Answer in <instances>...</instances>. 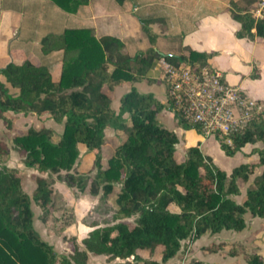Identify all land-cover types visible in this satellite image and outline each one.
<instances>
[{"label": "trees", "instance_id": "obj_1", "mask_svg": "<svg viewBox=\"0 0 264 264\" xmlns=\"http://www.w3.org/2000/svg\"><path fill=\"white\" fill-rule=\"evenodd\" d=\"M54 1L72 11L88 0ZM228 1L233 17L240 22L236 35L264 40V16L255 18L250 11L255 0ZM139 19L151 45L133 56L118 36H95L89 26H68L40 39L43 51L62 50L57 80L46 63L30 58L21 63L10 60L0 67L6 81L17 89L12 92L0 80V118L8 129L14 127L8 111L48 113L63 123L61 133L47 126L14 131L13 146L23 162L42 172L56 173L89 195L101 191L102 204L93 209L111 211L102 224L94 219L87 223L91 228L82 239L84 248L73 242L69 255L58 256L33 225L31 198L23 189L22 172L6 164L9 150L0 139V264H85L89 252L132 258L141 264H161L178 251L185 238L222 229L241 231L247 225V211L252 216H264V170L255 173L264 165V145L254 146L255 159L241 162L227 173L198 144L177 153L176 133L157 118L165 103L152 93L132 85L120 97L119 110L112 108L114 86L154 79L151 68L159 56L174 63L202 64L212 54L194 49L181 54L160 53L153 45L155 33L148 20ZM168 107L171 109V105ZM177 118L179 124L193 127ZM106 127L116 132L107 134ZM112 138L117 141L105 156L104 145ZM263 138L264 117L256 116L233 134L232 147L221 139L219 142L227 155H233L246 143ZM80 145L94 155L90 170L74 169ZM34 179L32 198L41 206L40 218L52 220L56 230L62 232L74 220L72 206H67L54 189L51 178L34 175ZM240 182L246 186L242 199L237 201L234 195L241 193ZM58 209L69 211V218L64 220L62 213L56 214ZM65 239L74 240L71 236ZM226 246L231 255L243 252L247 264L264 263L263 252L242 251L234 241L223 240L206 248ZM145 250L149 254L159 252L160 260L143 257L141 251ZM189 264L204 263L194 259Z\"/></svg>", "mask_w": 264, "mask_h": 264}, {"label": "crops", "instance_id": "obj_2", "mask_svg": "<svg viewBox=\"0 0 264 264\" xmlns=\"http://www.w3.org/2000/svg\"><path fill=\"white\" fill-rule=\"evenodd\" d=\"M84 5L85 10L81 8ZM229 7L228 0H88L78 5L75 10L68 11L54 0H0V67L10 60L21 63L30 58L35 62L46 63L53 79L57 80L62 68V50L45 52L41 48L40 39L45 34L61 32L68 26H89L95 36L103 34L118 36L124 41L126 50L133 56L151 45L142 29L139 19L141 17L151 22L149 27L155 33L153 45L160 53L181 54L189 49L212 53L207 57V63L219 68L226 81L240 86L253 97L264 98V40L258 37L250 39L237 36L235 32L240 27V22L233 17ZM253 7L254 3L250 8ZM151 73L155 76L154 79L116 84L112 90V108L119 110L120 97L134 85L139 91L150 92L165 103L157 118L159 123L176 133L178 149L183 150L186 146L198 144L204 153L210 155L208 147L215 144L218 152L226 157L227 154L216 136H206L195 127L179 124L177 115L168 107L164 80L157 76L154 67L151 68ZM0 80L12 92L17 91L1 73ZM6 114L13 116L14 126L13 129H8L5 121L0 118V139L6 143L9 150L6 164L21 170L23 189L31 198L33 225L43 239L53 243L48 237H53L54 234L48 233L40 218L41 206L32 198L36 187L34 175L47 176L48 172H41L23 162L13 146L12 135L14 131L29 126L52 127L57 133H61L63 123L55 121L48 113L37 115L34 112L8 111ZM127 115L123 114L124 117ZM105 132L113 134L116 131L106 127ZM247 147L248 143L234 153L240 156L241 162L257 157L253 150L254 146L250 153L245 150ZM242 151L248 153L246 159L241 158ZM86 154L87 161L92 163L93 153ZM52 185L61 192L67 205L76 204L77 221L81 219L83 213L82 211L80 215L78 214L77 204L80 203L81 210H87L98 201L92 195H89L86 201L83 197L77 202L69 199L67 193H71L73 186L63 180L56 178Z\"/></svg>", "mask_w": 264, "mask_h": 264}, {"label": "rangeland", "instance_id": "obj_3", "mask_svg": "<svg viewBox=\"0 0 264 264\" xmlns=\"http://www.w3.org/2000/svg\"><path fill=\"white\" fill-rule=\"evenodd\" d=\"M83 10L86 9V5L81 7ZM151 22H148V25H150ZM169 40H171L169 38ZM175 40V39H174ZM129 53V52H128ZM128 119L127 117H125ZM108 130V129H107ZM111 134V133H110ZM7 141H9L8 138L4 137ZM219 139V138H218ZM117 139L112 138L108 139L107 143L104 145V155L106 156L108 153H110L116 143ZM264 145V138L262 140L256 141L255 143H248V147L245 150H248L249 153L252 152L253 146H262ZM246 144L244 145V147ZM84 146L80 145V155L76 161V165L74 167L75 170L78 171H87L90 170L92 163L87 161V154L86 152H89L87 149L84 150ZM82 149V150H81ZM84 150V151H83ZM208 150L210 151V155L212 157V160L215 164L218 166H221L225 170L231 169L233 165L238 164L242 160H240V156L236 153L233 155H227L226 157L220 154L217 150V146L215 144H211L208 147ZM241 150V149H240ZM182 150L179 149L177 153L179 155L181 154ZM241 152V151H240ZM242 156V159H246L248 153H245L242 151L240 153ZM73 168L71 169V171ZM264 170V165L260 166L259 169L255 173H260ZM231 170L226 171L229 173ZM42 172V171H41ZM46 172V171H44ZM48 172V171H47ZM95 170H91L90 174H94ZM253 176V175H252ZM48 179H52V182L57 178L56 173H49L47 174ZM61 180V179H60ZM65 181V180H63ZM66 182V181H65ZM73 188L71 189V193H67V197L71 200L80 201V198H86L89 196V194L85 191H81L80 188L77 185H72ZM241 186V193L234 195L235 199L237 201H240L242 199V195L245 192V186L246 184L243 182H240ZM56 190V189H55ZM59 192V191H58ZM61 193V192H60ZM62 195V194H61ZM58 196H56V200H58ZM63 197V195H62ZM94 198H97L98 201L95 205L101 206L103 201V196L101 195V191H99ZM65 200V199H64ZM63 202V200H61ZM66 204L67 201L65 200ZM58 205L62 204L58 201ZM80 204V203H79ZM78 205L77 212L81 215V219L78 221L76 220L75 216V206L73 205H67L72 206V213L74 214V220L66 226V228L59 232L56 230V227L52 224V220L43 221L45 226L47 227L49 234H54L53 237H48L52 240L53 243V249L55 253L59 256L62 254L69 255L72 252L71 245L73 242L77 244L79 248H84V244L82 242L83 237L88 233L90 230V227L87 223L90 220H95L98 224H102L105 220L110 218L111 211H106L103 213V211L100 209H93V207H89L87 210H81V206ZM175 208L174 206H172ZM56 214H63L64 220H67L70 216L69 211L62 212L61 210H56ZM247 225L244 229L241 231H234L230 229H222L218 232H208L205 234L200 235L199 237H188L181 241V245L178 249V251L169 259L166 261H161V264H189L192 260L198 259V257L203 261L204 264H216V263H222V264H247V262L244 259V253L241 252L238 255H231L228 251V246L225 248L217 249V250H210L206 248L211 243L217 244L218 242H221L223 240L228 241H234L235 243H238L240 246V249L247 252H253V251H261L264 253V216H252L249 211L245 212L244 214ZM62 222V221H61ZM65 236H71L74 240H66ZM47 241V240H46ZM49 242V241H47ZM50 243V242H49ZM141 254L143 257H153L160 260L161 254L159 252L149 254L148 251H141ZM141 264L140 261L134 260L132 258H119V257H111L107 254H93L91 252L87 255V260L85 264ZM264 264V263H263Z\"/></svg>", "mask_w": 264, "mask_h": 264}, {"label": "built area", "instance_id": "obj_4", "mask_svg": "<svg viewBox=\"0 0 264 264\" xmlns=\"http://www.w3.org/2000/svg\"><path fill=\"white\" fill-rule=\"evenodd\" d=\"M250 11L255 18L263 17L264 0H255ZM153 67L166 84L171 109L203 135H214L232 147L234 133L254 117H264V98L226 81L222 71L207 62L174 63L161 55Z\"/></svg>", "mask_w": 264, "mask_h": 264}]
</instances>
